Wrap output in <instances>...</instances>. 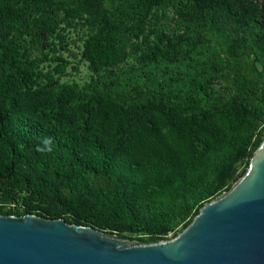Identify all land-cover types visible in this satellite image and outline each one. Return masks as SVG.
I'll return each instance as SVG.
<instances>
[{
	"label": "trees",
	"instance_id": "16d2710c",
	"mask_svg": "<svg viewBox=\"0 0 264 264\" xmlns=\"http://www.w3.org/2000/svg\"><path fill=\"white\" fill-rule=\"evenodd\" d=\"M167 10L223 47L186 71L182 90L156 82L143 98H80L38 68L61 25L86 30L80 58L97 78L131 57L172 64L183 51L159 26ZM262 125L264 0H0V200L26 206L0 204L1 216L175 238L245 175Z\"/></svg>",
	"mask_w": 264,
	"mask_h": 264
},
{
	"label": "water",
	"instance_id": "95a60500",
	"mask_svg": "<svg viewBox=\"0 0 264 264\" xmlns=\"http://www.w3.org/2000/svg\"><path fill=\"white\" fill-rule=\"evenodd\" d=\"M0 264H264V141L245 175L173 239L127 246L62 219L0 215Z\"/></svg>",
	"mask_w": 264,
	"mask_h": 264
},
{
	"label": "rangeland",
	"instance_id": "374dc122",
	"mask_svg": "<svg viewBox=\"0 0 264 264\" xmlns=\"http://www.w3.org/2000/svg\"><path fill=\"white\" fill-rule=\"evenodd\" d=\"M160 17V28L180 37L179 48L183 52L179 54L177 61L172 64L165 61L154 68L152 65L144 66L137 58L131 57L120 68L106 75L105 79L97 78L88 68V64L80 58L82 39L86 30L81 26L64 27V25H61L57 29L61 44H58V38L55 40L56 47L54 50H45L46 58L40 57L42 61L39 63L38 68L43 73L53 75L61 86H70L80 98H85L96 91L107 92L112 97L127 100L143 98L145 94L158 88L156 82L163 87L172 83V88L182 90V82L185 83L187 70L194 76L200 70L201 63L207 62L215 54L222 53L221 39L219 35L203 32L188 34L185 27L179 24L178 19L169 10L165 11ZM187 55L190 57L189 59ZM55 57H60L63 60L65 70L62 74H57L54 71L58 64H62L51 60ZM191 60H193L191 63L193 67L189 68L188 65ZM203 69H205L204 66ZM139 90L143 93L140 94ZM183 91L185 90L183 89ZM262 126L260 130L264 136V125ZM0 204H3L4 210L14 204L19 212L26 208L21 200L11 202V204H4L0 200ZM180 231L182 232L183 229H180ZM120 239H124L127 246L139 243L132 239ZM167 239L170 240L173 237L169 236Z\"/></svg>",
	"mask_w": 264,
	"mask_h": 264
},
{
	"label": "clouds",
	"instance_id": "9594fccd",
	"mask_svg": "<svg viewBox=\"0 0 264 264\" xmlns=\"http://www.w3.org/2000/svg\"><path fill=\"white\" fill-rule=\"evenodd\" d=\"M44 142H45V144H49L50 143V139H46ZM38 150H41V149L38 148Z\"/></svg>",
	"mask_w": 264,
	"mask_h": 264
}]
</instances>
